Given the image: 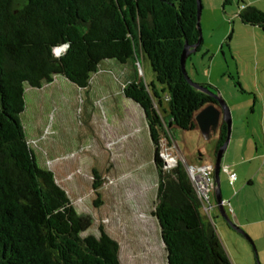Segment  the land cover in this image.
Listing matches in <instances>:
<instances>
[{
    "label": "trees",
    "instance_id": "16d2710c",
    "mask_svg": "<svg viewBox=\"0 0 264 264\" xmlns=\"http://www.w3.org/2000/svg\"><path fill=\"white\" fill-rule=\"evenodd\" d=\"M238 16L264 31V11L245 4ZM197 23V0H0V264H122L119 242L103 226L99 235L85 234L92 217L76 209L53 170L39 165L21 120L26 85L42 87L61 75L86 88L106 59L136 72L123 92L143 108L155 146L152 214L167 263L232 264L184 164L166 170L161 156L166 125L194 129L196 113L222 98L212 84L201 83L211 93L192 86L182 71L185 44L200 37ZM141 58L151 65L150 83L139 75ZM220 130L216 153L225 122ZM99 178L94 170L96 206Z\"/></svg>",
    "mask_w": 264,
    "mask_h": 264
},
{
    "label": "rangeland",
    "instance_id": "374dc122",
    "mask_svg": "<svg viewBox=\"0 0 264 264\" xmlns=\"http://www.w3.org/2000/svg\"><path fill=\"white\" fill-rule=\"evenodd\" d=\"M245 4L264 11V0H202L203 41L199 51L188 57L186 70L197 83L203 77L212 78L232 120L222 165L230 164L242 178L250 177L243 189L239 184L233 189L226 172L220 171L222 198L230 200L234 212H229L230 207L225 210L239 230L218 207L209 219L232 264H256L258 259L264 264V31L241 21L238 13ZM141 62L137 63L139 75L150 83L155 79L151 65L142 58ZM129 65L104 60L86 88L63 76L55 77L44 89L25 86L26 108L21 120L26 138L31 141L45 133L32 149L41 167L55 171L77 209L83 202L89 205L81 210L93 219L85 234L99 235L100 225L109 224L105 214L111 204L110 188L117 191L113 177L124 178L141 202L152 203L156 197L155 146L143 111L139 113L136 103L122 91ZM162 139L161 150L169 147L183 164L199 161L196 153L190 162V155L199 147L205 152L200 163H215L219 138L214 132L205 138L198 129L184 130L174 124L169 137ZM94 170L100 175L99 206L94 204ZM120 191L127 194L123 186L116 194ZM212 201H216L214 196ZM114 237L122 264H168L159 225L142 226L138 234L133 230L114 233Z\"/></svg>",
    "mask_w": 264,
    "mask_h": 264
},
{
    "label": "crops",
    "instance_id": "0c3cea01",
    "mask_svg": "<svg viewBox=\"0 0 264 264\" xmlns=\"http://www.w3.org/2000/svg\"><path fill=\"white\" fill-rule=\"evenodd\" d=\"M125 71V70H124ZM127 72H128V75H129V78L127 79L128 81H130L131 79H134L135 78V74H136V72H135V69H134V67L132 66V64H130L129 65V68H128V70H126ZM99 71H97L96 73H98ZM57 76H61V75H56L55 77H57ZM54 77V78H55ZM64 77V76H63ZM98 77V76H97ZM53 81H54V79H53ZM50 82V83H45L42 87H32V88H36V89H44V88H46V87H48V86H50L51 84H53L54 82ZM127 81V82H128ZM127 82H125V83H123V88H122V91H123V89H124V86H125V84L127 83ZM200 82L201 83H209V84H212V78L211 77H209V78H205V77H203L201 80H200ZM124 93V92H123ZM128 98V97H127ZM128 99H130L131 101H134L133 99H131V98H128ZM135 102V101H134ZM136 104V107L138 108V112L140 111V112H142L143 111V113H144V115H145V112H144V110H143V108L137 103V102H135ZM200 111V110H199ZM198 111V112H199ZM139 112V113H140ZM262 113H263V115H264V106L262 107ZM197 114V113H196ZM145 118H146V116H145ZM146 123H147V121H146ZM221 122H220V124L218 125V127L217 128H214V127H211L210 129H209V131L206 133V134H203V132L201 131V128H200V126L197 124V127L196 128H194V129H198V130H200L201 131V133L205 136V138H211L212 137V132H214V134H215V136H216V139L217 138H220V132H221V130H220V126H221ZM234 125H235V123H234ZM147 126H148V124H147ZM148 129H149V127H148ZM45 133L44 132H40V135L38 136V138H36V139H32L31 141H33V140H36V141H38V139H42L44 136ZM120 136V135H119ZM232 140L234 141V130H233V136H232ZM30 141V140H29ZM111 143H113V141H110ZM218 142H219V140H218ZM202 146H204V144L202 145ZM217 147H218V143H217V146H216V150H217ZM176 148L178 149V147L176 146ZM204 148V147H203ZM203 148L202 147H199L197 150H196V152H193L191 155H190V162H192V160L196 157V153H197V159L199 160V161H193L192 162V164L193 165H198V164H202V163H200V161L202 160V159H204V154H205V152H204V150H203ZM180 152V151H179ZM179 154H181V156H183V154L180 152ZM176 155V154H175ZM223 165H229L233 170H234V168H233V166L232 165H230V164H223ZM222 165V163H221V166H223ZM240 166L241 164H240V162L239 163H237V165L236 166ZM51 170H53L52 168H50ZM221 169H223V168H221ZM54 171V170H53ZM235 171V170H234ZM236 172V171H235ZM54 173H55V171H54ZM226 174L228 175V173L226 172ZM236 174H237V177H236V179H235V181L233 182V183H231L230 182V180H229V176H228V182H229V184L233 187V189L236 187V185L237 184H239V187L240 188H244V185H245V182H247L248 181V178H250V177H247V176H245V177H243L242 178V174H240V173H237L236 172ZM56 176V175H55ZM56 179H57V181H58V183L61 185V183H60V180L58 179V177H56ZM112 180L114 181V183H116L117 182V191H116V188H115V190H113V188L111 189L110 188V192H111V204H110V206H109V208H108V212H106V216H107V219H108V222H109V224H107V223H105L106 225H104V224H101L100 226H103L104 228H105V230L107 231V228H106V226H109V231H107L114 239L116 238V237H114V233H116L117 235H118V233H125L126 231H129V230H133L134 231V233H139V228L140 227H142V226H144V227H146L147 229L149 228V227H157L158 225H159V223H158V220H157V218L152 214V211H153V209H154V204H155V200H156V197H155V200L151 203V201H150V203H146V202H141L140 201V199H138V192L137 191H135V190H132L131 189V187H130V185H128V184H126L127 182H125V180H124V178H118V177H116V178H112ZM112 181V182H113ZM62 182V181H61ZM111 182V183H112ZM251 182V181H250ZM62 184H63V182H62ZM122 186L127 190L126 191V193L127 194H125V195H123L124 193H122V191H120L119 193H120V195H118V194H116V193H118V189L120 188V189H122ZM155 186H156V188H157V181L155 182ZM63 187V186H62ZM111 187V186H110ZM63 188H65V187H63ZM236 189V188H235ZM67 190V189H66ZM67 192H68V190H67ZM112 194L114 195V196H112ZM222 194V193H221ZM215 197L216 198V201L215 202H213L212 201V197ZM113 197V198H112ZM222 200H224V201H226V202H230V200H225V199H223L222 198ZM83 202V201H82ZM81 202V203H82ZM211 202L213 203V204H218V202H217V195H216V193H214V194H212V196H211ZM74 204V203H73ZM75 207H76V205H75ZM89 207V205L88 204H84V202H83V204H80L79 206H78V211L80 212V213H83L84 211L83 210H85V209H87ZM225 207H230V210H229V212H234V210H233V208H232V205H231V202H230V204H228V203H226L225 205H224V209H225ZM84 208V209H83ZM213 209H215V207L213 208ZM218 209H219V206H218ZM83 212H82V211ZM212 211V210H211ZM226 211V210H225ZM210 216H211V212H210ZM207 217V219H209V217L208 216H206ZM205 217V218H206ZM102 218V217H101ZM106 218H104V219H102V221L103 222H106V220H105ZM158 224V225H157ZM160 227V226H159ZM115 240H117V239H115ZM163 245H164V243H163Z\"/></svg>",
    "mask_w": 264,
    "mask_h": 264
},
{
    "label": "water",
    "instance_id": "95a60500",
    "mask_svg": "<svg viewBox=\"0 0 264 264\" xmlns=\"http://www.w3.org/2000/svg\"><path fill=\"white\" fill-rule=\"evenodd\" d=\"M198 1V29L200 31V37L197 43L194 45L190 46L187 43L185 44L184 50L182 52L181 56V67L182 71L185 74L187 80L189 83L196 87L199 90H202L207 93H211V90H209L206 86L202 85L201 83H197L191 79L189 74L187 73L186 70V61L192 53H195L199 51L198 47L201 45L203 41L202 37V28H201V14H202V0H197ZM218 96V95H217ZM219 98V104H208L207 106L203 107L197 114L195 115V120L197 124L200 126L201 131L203 134H206L211 127L217 128L218 125L221 123H226L227 125V137L223 145L219 148L218 152L216 153V160H215V179H216V195H217V202L219 206V211L221 215L230 223L232 226L236 229L237 226L231 223V219L226 213L224 209V205L222 203V194H221V187H220V171H221V163H222V158L223 155L227 149L230 136H231V116L228 107L226 106V103L224 102L223 98ZM239 230V229H238ZM258 259V257H257ZM258 263H260L258 259Z\"/></svg>",
    "mask_w": 264,
    "mask_h": 264
},
{
    "label": "built area",
    "instance_id": "2783aa9c",
    "mask_svg": "<svg viewBox=\"0 0 264 264\" xmlns=\"http://www.w3.org/2000/svg\"><path fill=\"white\" fill-rule=\"evenodd\" d=\"M66 46L56 48L55 53L60 55L63 50H65ZM60 49V51H58ZM168 99V98H166ZM167 130L171 127L166 125ZM163 139H161L162 142ZM36 140L30 141L31 144L35 143ZM172 147V146H171ZM161 156L164 160V169L170 170L175 167L180 160V158L169 151V147L161 150ZM188 176L193 184V187L196 191L198 198L202 203V208L206 216L210 217V212L214 207H218V204H213L211 202L212 194L216 193V179H215V163L208 162L202 163L198 165H193L189 163H184ZM225 172L228 173L229 180L233 183L237 177L236 172L229 166L223 165L221 166ZM223 205L226 203L230 204V202L222 201Z\"/></svg>",
    "mask_w": 264,
    "mask_h": 264
}]
</instances>
